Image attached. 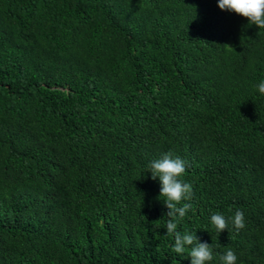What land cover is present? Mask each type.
I'll return each instance as SVG.
<instances>
[{"label": "trees", "instance_id": "16d2710c", "mask_svg": "<svg viewBox=\"0 0 264 264\" xmlns=\"http://www.w3.org/2000/svg\"><path fill=\"white\" fill-rule=\"evenodd\" d=\"M261 81L264 29L218 0H0V264H191L148 172L166 153L207 264H264Z\"/></svg>", "mask_w": 264, "mask_h": 264}, {"label": "clouds", "instance_id": "9594fccd", "mask_svg": "<svg viewBox=\"0 0 264 264\" xmlns=\"http://www.w3.org/2000/svg\"><path fill=\"white\" fill-rule=\"evenodd\" d=\"M218 7L222 11L234 12L247 18L249 25L264 29V0H218ZM257 88L259 93L264 95V81H261ZM148 169L152 180L159 179L160 197L165 198L164 204L169 210L166 213L169 218L166 223V235L174 237L172 251L182 256L186 246H191L188 254L191 264H207L212 261V244L201 242L195 234L177 230L178 219H183L191 209L189 203L178 205L193 196L192 185L181 179L186 172V162L178 156L173 158L170 153H166L162 158L151 161ZM231 219L237 232L246 227L243 211L237 210ZM211 223L218 234L228 229V221L220 213L211 216ZM237 259L236 253L231 249L221 256L222 264H237Z\"/></svg>", "mask_w": 264, "mask_h": 264}]
</instances>
